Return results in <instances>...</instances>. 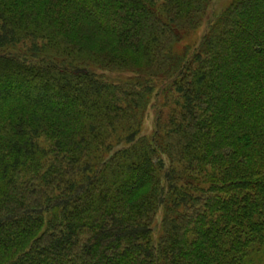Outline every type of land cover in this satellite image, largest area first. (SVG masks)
<instances>
[{
  "label": "trees",
  "instance_id": "obj_1",
  "mask_svg": "<svg viewBox=\"0 0 264 264\" xmlns=\"http://www.w3.org/2000/svg\"><path fill=\"white\" fill-rule=\"evenodd\" d=\"M211 2L0 0V264H264V0Z\"/></svg>",
  "mask_w": 264,
  "mask_h": 264
},
{
  "label": "rangeland",
  "instance_id": "obj_2",
  "mask_svg": "<svg viewBox=\"0 0 264 264\" xmlns=\"http://www.w3.org/2000/svg\"><path fill=\"white\" fill-rule=\"evenodd\" d=\"M231 0H212L209 9H208V16L207 20L214 19L221 11H223L228 4L230 3ZM206 20V21H207ZM206 21L203 22V24L198 28L197 30L191 32L187 38V41L189 44H192L191 42H194V40L199 39V37L202 35V33L206 29ZM99 73L104 74L107 79L110 80H123L126 79L130 73L129 72H123L120 74H117L115 72H111L108 70H99ZM151 102L145 111L141 125L139 128V135L140 136H146V137H151L153 134V131L155 129V124L156 121L158 120V116L163 112L164 108L162 106V98L161 97H156V98H151ZM159 218H157V221Z\"/></svg>",
  "mask_w": 264,
  "mask_h": 264
}]
</instances>
